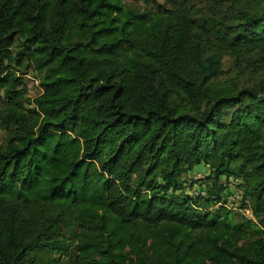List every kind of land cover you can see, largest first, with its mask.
<instances>
[{
    "label": "trees",
    "instance_id": "16d2710c",
    "mask_svg": "<svg viewBox=\"0 0 264 264\" xmlns=\"http://www.w3.org/2000/svg\"><path fill=\"white\" fill-rule=\"evenodd\" d=\"M202 1L0 0V264H264V78L213 86L264 69V0Z\"/></svg>",
    "mask_w": 264,
    "mask_h": 264
},
{
    "label": "rangeland",
    "instance_id": "374dc122",
    "mask_svg": "<svg viewBox=\"0 0 264 264\" xmlns=\"http://www.w3.org/2000/svg\"><path fill=\"white\" fill-rule=\"evenodd\" d=\"M124 2L138 12L157 11L158 9L170 10L177 5L185 6L189 11V15L199 22L205 18L206 14L211 9L210 5L202 0H187L186 2L185 0H124ZM263 78L264 69L256 64V62H243L242 65L238 66L235 64L232 57L227 56L223 59L222 75L213 81V86L217 90L228 88L236 93L242 88L257 84ZM22 82L26 88L27 97L29 99L40 94V87L35 73L31 71L26 72V74L22 76ZM5 137L6 132L0 124V146L4 145ZM205 173H207L205 168L196 169L194 179H200ZM201 186H203L202 190L206 191L207 185L205 186V184H202ZM236 206H240V203L236 202L235 207ZM235 220L240 221V217L235 215ZM43 255L44 254L40 255V258H43ZM65 262L66 258L63 259L61 263L65 264Z\"/></svg>",
    "mask_w": 264,
    "mask_h": 264
},
{
    "label": "built area",
    "instance_id": "2783aa9c",
    "mask_svg": "<svg viewBox=\"0 0 264 264\" xmlns=\"http://www.w3.org/2000/svg\"><path fill=\"white\" fill-rule=\"evenodd\" d=\"M237 185H239L238 181H233L230 184V190H229V196H228V200L227 203L224 204L223 206L226 207L227 209H229L230 211H237V212H241L243 215H245L246 217H250V212L247 209H243L240 210L239 206L235 207V203L241 201V191L237 188ZM229 189V188H228ZM191 194L196 196L199 194V192L197 190H193L191 191ZM200 194H204L203 192H200Z\"/></svg>",
    "mask_w": 264,
    "mask_h": 264
},
{
    "label": "clouds",
    "instance_id": "9594fccd",
    "mask_svg": "<svg viewBox=\"0 0 264 264\" xmlns=\"http://www.w3.org/2000/svg\"><path fill=\"white\" fill-rule=\"evenodd\" d=\"M245 216V215H244ZM248 218H251L252 219V217L250 216V217H248Z\"/></svg>",
    "mask_w": 264,
    "mask_h": 264
}]
</instances>
